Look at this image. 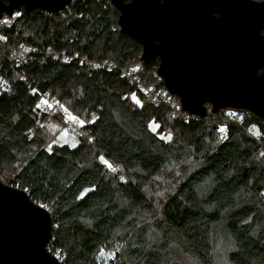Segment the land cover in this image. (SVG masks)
I'll list each match as a JSON object with an SVG mask.
<instances>
[{
	"label": "trees",
	"instance_id": "1",
	"mask_svg": "<svg viewBox=\"0 0 264 264\" xmlns=\"http://www.w3.org/2000/svg\"><path fill=\"white\" fill-rule=\"evenodd\" d=\"M19 12L21 28L2 30L0 179L49 208L48 248L62 264H264V118L176 108L159 58L144 61L142 45L112 29L111 0ZM20 45L36 57L16 68ZM47 50L60 55L43 62ZM45 96L86 117L77 145L49 136L46 118L60 115L43 111Z\"/></svg>",
	"mask_w": 264,
	"mask_h": 264
},
{
	"label": "water",
	"instance_id": "2",
	"mask_svg": "<svg viewBox=\"0 0 264 264\" xmlns=\"http://www.w3.org/2000/svg\"><path fill=\"white\" fill-rule=\"evenodd\" d=\"M120 31L159 58L158 75L182 109L225 108L264 118V0H111ZM69 0H0V17L63 10ZM55 223L26 189L0 179V264H62L48 248Z\"/></svg>",
	"mask_w": 264,
	"mask_h": 264
},
{
	"label": "rangeland",
	"instance_id": "3",
	"mask_svg": "<svg viewBox=\"0 0 264 264\" xmlns=\"http://www.w3.org/2000/svg\"><path fill=\"white\" fill-rule=\"evenodd\" d=\"M159 79L156 81V84H159ZM43 111L50 112L51 114L54 112L60 115L58 118L57 116L51 115L50 117L49 115L44 122L45 126L48 128L49 136H51L53 141L57 144H68L70 146H75L79 143L80 136L84 134V126L87 123L85 116L77 115L66 105L63 103L60 104L59 102H55V105H48L46 110ZM72 117H76V119ZM151 127L153 130H157L159 125L153 122ZM254 132L256 136H259L257 129ZM162 135L166 140H171L173 138V134L169 131L162 133ZM168 180L167 178H163V180H160L161 185H157V189H149L150 195L160 197L165 191V185Z\"/></svg>",
	"mask_w": 264,
	"mask_h": 264
},
{
	"label": "built area",
	"instance_id": "4",
	"mask_svg": "<svg viewBox=\"0 0 264 264\" xmlns=\"http://www.w3.org/2000/svg\"><path fill=\"white\" fill-rule=\"evenodd\" d=\"M19 16H20V12L17 11L12 16L4 15V16L0 17V47H2L3 45L7 44V36L5 35V33L2 30L8 29V30H11L13 32V30L17 31V29H20L21 28L22 22L18 20V17ZM118 28H120L119 24L114 25L112 27L113 30L118 29ZM58 55H60V53L53 52L51 50H47L45 52V57H43L42 61L43 62H47V60L49 58H52V57L53 58H56V57H58ZM35 57H36L35 56V51L31 50L29 47H27L25 45H20L15 50V52L13 54V57H12V65L14 67L18 68L22 64H25V63H28L30 61L35 60ZM64 57L67 58V59H69V61H71V60H73V59L76 58V55H74V56H67V55H65ZM20 71L23 72V70H21V69H20ZM131 78H133L136 82L139 83V88L142 91H149V92H151L150 91L151 89L145 87L144 85H142L140 83V80H139L138 77L131 76ZM1 83H2L3 88H7V84H6L5 80H2ZM153 95L156 97L157 93H153ZM45 101H47V103H45ZM166 102L170 104L171 103V99L170 98L169 99H166ZM40 105H41V107H42L43 110H46V107L48 105H55V101L53 99H51L50 97L45 96L44 99H43V101H41ZM176 108H182L180 102H179V105H177ZM225 109H226V112H227L228 117L231 118V119L237 120V121H243L244 118L246 117V114L249 112L246 109H237V108H225ZM224 133H223V135H224ZM256 137H258L256 139L259 140V136H256ZM111 165H112V167L111 168L108 167V168L112 172H114V171H121V167H120L119 164L111 163Z\"/></svg>",
	"mask_w": 264,
	"mask_h": 264
},
{
	"label": "snow or ice",
	"instance_id": "5",
	"mask_svg": "<svg viewBox=\"0 0 264 264\" xmlns=\"http://www.w3.org/2000/svg\"><path fill=\"white\" fill-rule=\"evenodd\" d=\"M45 103H47V101H45ZM73 119H76V117H72ZM83 123V122H82ZM100 161L102 163H104L107 167L111 168L112 165L109 161H107L103 156L100 157Z\"/></svg>",
	"mask_w": 264,
	"mask_h": 264
}]
</instances>
